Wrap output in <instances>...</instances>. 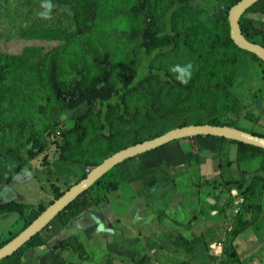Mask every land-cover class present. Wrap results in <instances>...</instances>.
Returning <instances> with one entry per match:
<instances>
[{"label":"rangeland","instance_id":"obj_1","mask_svg":"<svg viewBox=\"0 0 264 264\" xmlns=\"http://www.w3.org/2000/svg\"><path fill=\"white\" fill-rule=\"evenodd\" d=\"M170 1L149 0L157 31L165 27L164 11L168 10ZM189 1L205 12L197 18L179 16L178 22L173 21V27L186 32L190 48L194 51L200 39L191 30L197 28L200 22L211 29L215 18H222L231 0ZM134 3L135 0H0V153L4 155L3 145L6 144L10 149L20 148L19 153L25 159V165L19 171H15L18 168L15 164L9 163L13 165L10 168L11 181L1 184L2 190L7 191L2 193L6 197L0 196V199L8 198L32 206L34 209L30 211L29 219L37 215L40 204L50 206L54 200V187L64 192L69 186L77 184L109 152L150 134L169 130L179 123L181 116L190 117L199 113L195 110L205 113L199 115V119L207 118L212 112L209 106L213 102L207 104L205 97L198 96V91L202 90L196 88L197 92H193L191 99V94L186 95L185 91L181 97V89L164 88L161 81H167L168 74L160 80L156 70L150 77L144 75L137 89L126 97L128 107L125 115L129 120L121 121L117 110H114L107 118L109 128L102 130L95 116H90L83 123V140L78 142L77 138H70V146L64 151L61 150L63 138L58 133L51 140L45 138L40 130L52 129L51 124L58 115L54 97L48 89L47 75L43 71L50 53L57 57L59 80L65 83L81 65L84 64L86 69L90 65L91 68L93 51L101 54L108 49L115 71L133 69L139 63L135 56L138 41L129 40L127 34L142 27L137 15L126 13ZM263 18L261 16L256 20L255 26H261ZM173 62L171 57H162L155 64L171 69ZM233 69L234 72L226 77V68L209 63L201 69L202 72L197 71L195 77L199 83L190 79L187 83L204 88L205 74H209L213 82H228L226 91L221 90V86L216 89L218 93L213 99L216 100L215 114L226 126L264 136V66L251 54L241 53L236 57ZM94 75L97 73L93 70L90 77ZM212 93L213 87L209 97ZM189 99L196 102L185 109ZM98 110L97 103L94 113ZM72 116L67 115L66 118L71 119ZM74 125L73 121H68L62 124V128L70 129ZM31 136H35L34 151L37 146L48 149L28 161L30 154L27 147L19 145L18 141H27L25 139ZM195 145V137L165 145L159 152L177 151L172 153L173 161H158L157 166L153 151L123 162V174L118 179L128 178V182H134L133 185L115 196L119 198L112 199V196L110 204L102 202L96 208L102 217L88 219L85 226L81 225L84 220L73 222L76 229L95 227L103 234L104 249L109 244L110 248L114 247V242L124 244L125 250L121 246L120 249L115 247L105 253L107 258L100 259L101 262L255 264L263 261L264 264V182L252 181L251 184H254L244 191L239 183L233 184L237 177L222 165L219 168L221 173L215 174V160L207 161V157L195 160L185 155L183 160L175 159L182 147L194 150ZM245 148L240 151L248 156L257 155L249 146ZM62 153L67 160H60ZM10 154L13 155V152ZM2 162H7V159L3 158ZM184 164L190 174H181L180 168ZM258 168H264V163ZM153 172L156 174L151 177ZM168 174H171L169 179ZM165 184L163 189H158L155 197L143 199L147 186L156 189ZM98 197L102 200L107 198L100 191ZM156 212L164 217H156L147 226L135 222L137 218L143 221ZM53 220L54 226H58L59 218ZM20 227L18 214L0 216V241L4 237L6 239L10 231H18ZM60 238L55 237L49 246H56ZM25 247L1 260L0 264H10L15 260L17 264H36L35 254L40 247ZM85 256L84 253L80 257L81 261L88 258L85 259Z\"/></svg>","mask_w":264,"mask_h":264},{"label":"trees","instance_id":"obj_2","mask_svg":"<svg viewBox=\"0 0 264 264\" xmlns=\"http://www.w3.org/2000/svg\"><path fill=\"white\" fill-rule=\"evenodd\" d=\"M239 1L240 0H231L227 10L222 14V18H215L214 25L211 29L200 22L197 24V28L191 30L193 34H196L200 39L197 49L195 48V50L192 51L190 48L189 40L186 37V32L175 29V26L173 27V21L175 20L176 22H178L177 18L179 16L189 15L197 18V15L205 12L204 9L195 8L189 0H179V2H177V0H171L168 10L164 11L163 18L165 21V27L162 31H157L154 26V15L152 14L149 0H135V3L131 10H127L126 13H134L135 15H137L140 21H142V27L140 30L132 29V31L127 34V37L129 40L136 39L138 41L135 49L138 50L139 54L137 51H135V56L139 59V63L136 67L127 72L115 71V64L111 59V55L108 49H105L101 54H97L93 51L92 62L94 64L91 63V68L90 65L88 66V69H86L87 67L84 64L81 65L80 68L76 70L71 79L65 83L59 80L60 71L57 63V57L54 53H50V57L48 58L49 62L47 63L43 71L44 75H47L48 89L54 97V108L56 109L58 115L54 119V123L51 124L52 129H45L43 131H40L45 134V138H48L50 140L56 135V133H58V135L63 138V141L61 142V150L64 151L70 146V138H77L78 142H81L83 140V138L85 137V129L83 128V123L90 116H95L102 130H106L109 128L110 125L107 118H109L114 110H117V117L121 121L129 120L125 115L126 109L128 107L126 97H128V95L133 90L137 89V87L143 81L144 75H148V77H150L156 70L159 71L160 80L164 78V74H168V80H164L163 82L161 81V84L164 85V88L167 87L170 90L181 89L182 91L179 92L181 97L183 91H185L184 93H186V95L191 94V99L193 98V92H197L196 88L198 90H202V92L198 91V96L205 97V103L207 104L213 102L211 107L209 106V109L212 112L209 114V116H207V118L203 117V119H199L201 117L199 115L205 114H201L200 110H195L200 114L195 113L190 117L181 116L179 123L175 124L169 130H164L156 134H150L146 138L140 139L135 142H130L126 145L124 144L120 148L109 152V155L104 160L123 149L143 143L144 141L158 138L166 134L168 131L175 129L176 127L180 128L189 125H203L206 123L214 126H226V124L222 123L221 119H219V115L215 114L217 111L214 112L216 108V100L213 99L216 93H218L216 91L218 87L221 86L223 88L221 90L223 91L227 90L229 86L226 85V83L228 82H213L210 75L205 74L203 82L206 85L204 88L203 86H190L188 85L189 82L186 84H181L175 79L176 73L172 72L169 68L162 66L158 67L155 63L162 57L173 58L174 62L173 64H171L172 67L175 65H183L190 62L192 65V74L190 80H193L196 83H199L197 82L195 77L197 71L202 72L201 69H203L209 63L217 67L226 68L224 73H228L226 75V77H228V75L234 72L233 68L235 65V59L238 54L241 53L251 54L255 60H257L261 65L264 66V62L257 56L237 48L230 37V23L228 14L231 7ZM250 14H252V16ZM256 14L259 16H257ZM261 16H264V0H259L251 7H249L247 11L240 17L239 24L242 34L246 38V40L252 43L260 44L264 47V26H255L254 24L256 20L261 18ZM188 32L189 30H187V33ZM93 70L97 73V75L90 77L91 71ZM212 87V97H209V91ZM190 99L188 100L189 102L188 105L185 106V109L196 102H191ZM165 100L167 101V99ZM97 103L99 104V110L97 113H94ZM72 114L73 116L71 119L66 118L67 115L71 116ZM195 115L197 117H193ZM226 116H228V114ZM68 121H73V123H75L74 128H62V124ZM251 134L264 137L263 135H258L255 133ZM104 135L106 136L107 134L104 133ZM35 136H31V138L25 139L27 141H18L19 143H21L19 145L25 144V146L27 147V152L30 154V156L28 157V161L34 160L36 157L44 154L48 149L37 146L34 151L33 148L36 145ZM201 138L209 140L215 139L219 140L220 142H231L236 144L239 148L248 147V145H245L243 143L229 141L224 138L211 136L195 137L197 141ZM3 147L5 149V157L3 153H0V196L6 197L3 196L2 193H5L7 190H2L1 184L5 182L9 183L11 181L10 168H12L13 165L9 163L15 164L18 167L15 171H19L22 166L25 165V159L22 158L19 153L20 148L10 149L6 144H4ZM163 147L165 148L166 146ZM163 147L153 150V152H155V166H157L158 161L161 163L173 161L172 153L174 154L177 149H173L172 153H167L164 150L159 152V150ZM249 147L254 149L255 151L264 153V150L260 148L252 146ZM11 152H13V155L10 154ZM184 155L187 157H192L194 159L199 158V142H197V145H195L194 150H190L187 146L182 147L181 152L177 154L175 159L183 160L185 157ZM3 158L7 159V162H4L6 165L2 162ZM65 159L67 160V157L62 153L60 160L64 161ZM45 160L47 163V157L45 158ZM98 165H95V167H97ZM121 165L123 164L114 167L112 170L102 176L89 190L84 192L63 211H61L55 217L59 218L60 223L58 226H54V224L52 223L54 221L53 220L42 232L34 236L27 244H25V248L31 249L35 247L41 248L48 246L50 242L55 237H57V234L63 228H67L71 231V233H74L77 229L75 228V226H73V222L78 223L84 220L83 224L81 225L85 226L86 224H88V219L102 217L96 208H98L102 204V202H109L110 204L112 196V199L119 198L120 196H117V198L115 196L118 193H121L122 190L130 188L134 183L130 182V180L129 183L128 178L122 177V179H118V177L123 174L121 171ZM184 166L186 168L182 169ZM180 170L181 174L191 173L188 166L185 164L180 168ZM89 172L85 173L78 182L85 179ZM263 172L264 168H257L254 171L248 172H238L237 181L233 184L239 183V187L241 189H244L245 191L246 187L248 188L254 184H251L252 181L264 182ZM157 173L159 174V172ZM155 174L156 172H153L150 175L151 177H154ZM170 175L171 174H168V179L170 178ZM168 179L166 181H168ZM124 184H128L129 186L123 187ZM165 186L166 184L162 188L156 187V189H154L153 186V189L147 186L145 191L146 194L144 195L143 199H150L152 197H155L156 193L159 191L158 189H163ZM71 187L72 186H69L66 191H68ZM53 190L54 200L51 202V204H53L55 200L62 197L66 192H61L57 187H54ZM99 191L107 196V198L104 200L100 199L98 197ZM46 208L47 206H43L42 204H40L37 207L38 212L34 218L42 214L46 210ZM33 209L34 208L32 206L24 205L22 203H18L17 201L9 200L8 198L0 199V216L18 214L21 221V227L18 231H10L8 234H6L7 238L4 239V237L0 241V248L16 238L34 221L32 220L34 218H28L31 215L30 211ZM156 217L162 219L164 216H161L156 212L152 216H148L147 218H145L143 221H139V219L137 218L135 222L141 226H147L153 220H155ZM71 240L72 239L70 238L58 240V244L54 247V250L61 249V251H63L70 249ZM83 254L84 253H81V255ZM4 260H6V258H4L2 261ZM10 264H17V260L13 261V263ZM181 264L186 263L183 262Z\"/></svg>","mask_w":264,"mask_h":264},{"label":"water","instance_id":"obj_3","mask_svg":"<svg viewBox=\"0 0 264 264\" xmlns=\"http://www.w3.org/2000/svg\"><path fill=\"white\" fill-rule=\"evenodd\" d=\"M257 1L259 0H240L231 7L228 14L230 37L237 48L254 54L264 62V47L246 40L239 24L240 17ZM197 136L224 138L229 141L240 142L264 150V137L253 135L238 128L209 124L175 128L158 138L144 141L143 143L121 150L93 168L85 179L73 185L62 197L55 200L53 204L47 207L46 210L16 238L0 248V261L18 252L34 236L43 231L61 211L75 201L80 195L89 190L102 176L114 167L129 159L168 145L173 141Z\"/></svg>","mask_w":264,"mask_h":264},{"label":"crops","instance_id":"obj_4","mask_svg":"<svg viewBox=\"0 0 264 264\" xmlns=\"http://www.w3.org/2000/svg\"><path fill=\"white\" fill-rule=\"evenodd\" d=\"M260 21L261 25L264 26V18ZM197 142H199L200 145V155L199 158L195 160H202V157H207V161L215 160V164H217L215 168V174H218L219 172L221 173L222 170H220V167L223 166L226 171H229L234 177L238 178L236 173L238 174V172L254 171L260 166L261 163H264V153L255 151L254 149L253 151L257 152V155L254 153L255 156H248L240 151L241 148L232 143L220 142L219 140L213 142L212 140L203 138ZM226 146H228V150H225ZM233 164H235L234 169L232 168ZM218 167L220 168L219 171H217ZM200 170L202 174V167ZM73 226L75 225L73 224ZM75 228L77 227L75 226ZM93 228L91 225V227L85 229H77L74 233H71V231L67 228H63L57 234V236H61L59 240L68 238L72 239L70 241L71 248L68 250H63L60 253L59 251H61V249H59V251L54 250V244L53 246L48 245L41 247L35 254L36 264H106L100 261V259L107 258L104 256L106 252L113 251V248L115 247L120 249V246L123 250H125L124 244H115L116 242L113 243L114 247L110 248L109 244L106 245L107 249H104L105 243L102 241L103 234H100L98 231H96L95 227ZM80 253H85V259L87 257L88 258L81 261L80 257L83 255H80ZM255 264H263V261H260V263L256 262Z\"/></svg>","mask_w":264,"mask_h":264},{"label":"clouds","instance_id":"obj_5","mask_svg":"<svg viewBox=\"0 0 264 264\" xmlns=\"http://www.w3.org/2000/svg\"><path fill=\"white\" fill-rule=\"evenodd\" d=\"M171 71L176 73L175 79L181 84H186L192 74L191 63H185L183 65H175L171 68Z\"/></svg>","mask_w":264,"mask_h":264},{"label":"flooded vegetation","instance_id":"obj_6","mask_svg":"<svg viewBox=\"0 0 264 264\" xmlns=\"http://www.w3.org/2000/svg\"><path fill=\"white\" fill-rule=\"evenodd\" d=\"M217 171H219V167H218V170H217ZM219 173H220V172H219ZM219 173H218V174H219ZM201 175H202V174H201ZM72 224H73V223H72Z\"/></svg>","mask_w":264,"mask_h":264}]
</instances>
